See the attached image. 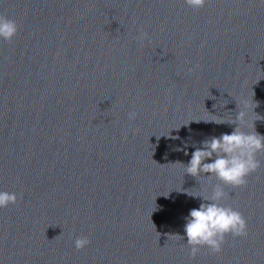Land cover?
Wrapping results in <instances>:
<instances>
[{
  "label": "water",
  "instance_id": "obj_1",
  "mask_svg": "<svg viewBox=\"0 0 264 264\" xmlns=\"http://www.w3.org/2000/svg\"><path fill=\"white\" fill-rule=\"evenodd\" d=\"M0 15L19 25L0 39V191L18 196L0 209V264H264V154L225 188L248 235L195 259L185 217L203 201L188 192L207 185L182 166L235 127L204 121L243 99L264 117L262 0H0Z\"/></svg>",
  "mask_w": 264,
  "mask_h": 264
},
{
  "label": "clouds",
  "instance_id": "obj_2",
  "mask_svg": "<svg viewBox=\"0 0 264 264\" xmlns=\"http://www.w3.org/2000/svg\"><path fill=\"white\" fill-rule=\"evenodd\" d=\"M183 2L187 7L198 11L205 7L207 0H183ZM18 32L19 25L15 20L0 15V39L11 43ZM134 39L143 47L145 41L150 40V36L148 32L140 29L139 35ZM198 68L199 65H195L188 71L194 72ZM236 105L232 120L204 121L218 125L225 123L235 125L234 129L230 133L206 137L198 144L194 143L190 159L187 163H182L185 174L194 177L197 182L205 181L207 185L203 190L206 194L193 195L188 192V195L199 197L203 201L198 208L190 209L188 216L185 217L184 233L189 256L192 259L200 254L201 249H207L212 255L219 254L228 236L235 239L248 235L247 221L243 214L230 205L224 204L223 201L228 196L225 188L235 189L246 186L247 178L261 167V160L257 157L264 154V135L256 132L255 122L264 117L255 113L254 109L257 105L253 101L250 104L247 99H243L236 102ZM249 107L257 116V120L252 123V131L247 130ZM137 115L135 111H130L128 119L135 120ZM124 136L127 137V132ZM176 139L180 137L177 136ZM187 148L188 144L185 141L183 148L178 147L175 150L183 151L185 156H189ZM213 180L217 182L213 183ZM17 202L18 196L15 192L0 191V209L15 205ZM181 238L185 239L184 236ZM90 243L86 236H78L74 240L77 251L84 249Z\"/></svg>",
  "mask_w": 264,
  "mask_h": 264
}]
</instances>
